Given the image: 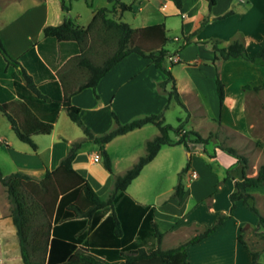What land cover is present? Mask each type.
Returning a JSON list of instances; mask_svg holds the SVG:
<instances>
[{"label": "crops", "instance_id": "1", "mask_svg": "<svg viewBox=\"0 0 264 264\" xmlns=\"http://www.w3.org/2000/svg\"><path fill=\"white\" fill-rule=\"evenodd\" d=\"M122 1L130 9L117 7L114 14L111 13L116 19L132 27L162 22L167 32L173 31L175 41L170 49L167 48L171 40L168 36L163 65L170 70L189 112L185 128L195 129L208 137L206 148L214 152V156H208L200 143H191L190 148L182 143L163 145L128 184L126 191L136 201L154 206V218L165 230L162 248L177 246L214 226L222 217L221 223L208 236L186 245L188 261L190 264H250L252 251H259V257L264 252V235L260 237L257 218L242 200H236L235 205L230 200L234 181L240 178L243 166L218 145L232 146L246 156V175H255L264 163V122H259L256 115L264 113V108L256 105L264 91L243 88L246 84L263 83L264 65L244 57L217 61L210 39L219 46L241 39L247 52L255 54L264 38V0H215L211 6L210 0H181L180 7L173 0ZM64 3L69 6L67 14L71 17V6L66 0ZM229 9L233 12L221 17ZM126 13L130 14L129 18ZM169 16L179 19H169ZM205 16L209 19L201 26ZM63 18L62 0H0V38L7 52L18 57L43 39L44 26L59 24ZM169 55L175 59H169ZM75 70L66 59L53 73L63 84L68 81L72 89L70 85L74 83L69 80ZM217 73L224 83L222 103L216 90ZM166 77L150 58L132 52L99 78L97 95L92 87H84L73 93L70 101L79 107L81 120L94 136L115 127L112 112L121 122H126L162 111V119L176 125L186 118L187 110L175 98H168L167 89L171 83L166 89L160 85ZM8 110L20 122L36 123L38 120L17 97L8 103ZM208 123L212 126L208 127ZM158 132L154 122H146L100 144L86 139L83 129L61 107L49 133L33 134L37 147L32 148L19 139L0 110V168L4 174L20 170L41 178L46 170L56 168L72 141L81 140L73 167L98 195L105 198L111 192L114 176L131 167L144 153L145 139ZM102 149L111 158L112 171L103 164ZM95 152L100 154L96 161L92 158ZM187 162L190 165L183 177L185 190L181 199H177L173 191L178 172ZM248 191L254 195L253 204L264 216V185L251 186ZM10 213L11 201L0 183V264H24ZM256 245L258 247H254Z\"/></svg>", "mask_w": 264, "mask_h": 264}, {"label": "trees", "instance_id": "2", "mask_svg": "<svg viewBox=\"0 0 264 264\" xmlns=\"http://www.w3.org/2000/svg\"><path fill=\"white\" fill-rule=\"evenodd\" d=\"M111 6L95 10L92 19L85 26H79L67 14L69 6L62 0L63 21L43 28V39L36 47L31 46L18 57H12L0 38V110L7 116L19 139L36 148L32 136L49 133L58 111L64 107L69 117L85 133L86 139H94L104 144L115 135L124 133L146 122H154L159 132L144 141V153L123 173L114 176L109 195L102 198L89 181L73 167V159L81 140L71 142L69 150L52 170H46L41 178L20 171L4 174L0 168V183L5 186L11 201V217L16 226L21 256L24 264H190L186 245L208 236L221 223L222 217L212 227L194 234L177 246L161 247L165 233L154 218V206L136 201L127 191L128 184L151 161L163 145L182 143L190 148L191 143H200L208 156H214L206 148L208 137L192 128H185L189 112L174 83V78L163 61L169 38L165 25L153 23L143 27H132L129 23L116 19L111 13L116 8L129 10L122 0H109ZM180 7L181 0H173ZM210 6L215 0L209 1ZM91 5V3H89ZM232 9L221 17L229 15ZM208 16L201 19L202 26ZM215 60L244 57L259 61L264 65V38L259 50L250 55L241 39H235L224 46L212 40ZM138 53L150 58L162 69L167 77L160 82L163 89L167 84L168 98L175 100L187 110L186 118L173 125L162 119V111L132 118L121 122L115 112L112 116L115 127L99 136H94L84 124L79 107L70 101V96L92 87L96 94L99 78L121 58L129 53ZM69 59L74 65L72 89L68 81L57 79L53 70ZM216 90L220 102L225 96L224 83L217 73ZM67 84V85H66ZM65 85V89H64ZM243 88L263 89L260 85L246 84ZM97 95V94H96ZM15 97L36 116L32 121L20 122L8 110V103ZM166 106V105H165ZM222 150L234 155L242 164L243 172L234 181L230 200L235 205L241 199L244 206L256 216V229L264 235V216L253 204L254 195L248 191L251 186L264 185V163L255 175H246V156L229 145L219 144ZM104 166L112 171L111 158L102 149ZM189 162L178 172L173 196L181 199L184 193L183 177ZM250 264H264L259 261V251L251 252Z\"/></svg>", "mask_w": 264, "mask_h": 264}, {"label": "rangeland", "instance_id": "3", "mask_svg": "<svg viewBox=\"0 0 264 264\" xmlns=\"http://www.w3.org/2000/svg\"><path fill=\"white\" fill-rule=\"evenodd\" d=\"M125 1H129V0H125ZM66 3L70 4V6H71L70 8H71L72 19H74L76 22H78L80 24H84V25H86L88 23L90 16L94 12L95 8L101 7V6H111V3L109 0H66ZM89 3H91V6L89 5ZM129 15H130L129 13H126V17L129 18ZM170 18H174L175 20H177V18L179 19V17H174V16H172V17L169 16V19ZM167 34L171 38L170 42H168V44H167V48L170 49L172 46V42L175 41L174 39H172L174 34H173V31L171 29L169 30V32H167ZM210 41H212V39H210ZM258 98H259V101H256V105L259 104V105H261L262 108H264V93L262 92V94ZM256 115H258L257 117L259 119V122L260 121L264 122V113L263 112H260ZM207 126L208 127L212 126V123H208ZM102 161H103V158H102ZM248 171L251 172V169L249 168ZM239 177H241V175ZM259 235H260V237H263V235L261 233H259ZM259 242L261 245V242H262L261 238L259 239ZM260 245L258 244V246H260ZM258 246L256 245L254 247H258ZM259 260L264 261V252H261Z\"/></svg>", "mask_w": 264, "mask_h": 264}, {"label": "built area", "instance_id": "4", "mask_svg": "<svg viewBox=\"0 0 264 264\" xmlns=\"http://www.w3.org/2000/svg\"><path fill=\"white\" fill-rule=\"evenodd\" d=\"M168 58H169V59H175L173 56H170V55L168 56ZM99 157H100V154H99L98 152H95V153L93 154V157H92V158H93L94 161H96V160L99 159ZM193 175H196L195 172L193 173Z\"/></svg>", "mask_w": 264, "mask_h": 264}]
</instances>
